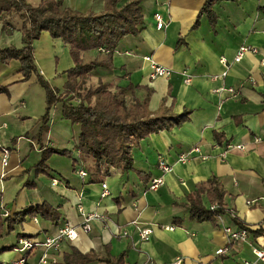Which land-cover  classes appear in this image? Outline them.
I'll return each instance as SVG.
<instances>
[{"label": "crops", "instance_id": "crops-1", "mask_svg": "<svg viewBox=\"0 0 264 264\" xmlns=\"http://www.w3.org/2000/svg\"><path fill=\"white\" fill-rule=\"evenodd\" d=\"M40 1L29 0L34 6ZM61 1L84 14L102 13L106 3ZM139 1L144 17L140 34L123 38L112 67L97 68L84 83L87 88L107 83L111 91L131 87L128 104L146 101L152 115L177 116V124L133 148L130 171L110 168L107 175H97L92 160L80 158V126L64 118L63 103L51 109L48 132L38 140L45 90L36 75L24 80L19 61H0V264H38L43 255L48 264H116L119 257L121 264H174L177 259L181 264H243L254 259L250 243L264 234L252 233L249 244L228 245L218 223L197 221L186 207L200 184L215 179L224 191L225 208L235 213V218L225 213V224L264 230V0L218 2L215 24L204 14L197 26L207 0ZM157 13L164 21L161 28ZM23 22L15 11L0 13V49L23 47ZM242 45L257 52L236 63ZM81 56L88 63L97 51ZM147 57L172 70L171 77L152 79ZM33 58L39 75L62 91L66 72L74 67L68 45L42 32L33 42ZM195 147L201 152H192ZM48 148L69 154H52L48 169L38 171L41 153ZM5 150L8 163L3 166ZM187 153L188 160L181 162L179 157ZM160 158L172 167L170 172L160 169ZM80 163L85 178L76 172ZM161 176L164 184L149 190L152 179ZM202 203L211 206L205 192ZM42 204L58 217L20 221V214ZM87 213L96 215L89 233L78 229L77 238L61 240L58 249L20 250L23 238L44 242L66 225L80 228ZM137 226L152 227L148 242L140 240ZM224 247L229 251L217 256ZM90 253L95 260L85 263L82 256Z\"/></svg>", "mask_w": 264, "mask_h": 264}, {"label": "trees", "instance_id": "trees-1", "mask_svg": "<svg viewBox=\"0 0 264 264\" xmlns=\"http://www.w3.org/2000/svg\"><path fill=\"white\" fill-rule=\"evenodd\" d=\"M235 0H207L196 22L206 15L211 24H215L213 7L218 2ZM122 0H106L104 12L79 13L63 7L61 0H41L38 6L29 0H0L2 11H15L24 20L22 48L0 49V61L8 63L19 61L24 80L36 75L39 85L46 93V110L41 118V126L36 138L42 140L48 132L51 109L63 103V116L73 124L80 126L77 150L82 160H92L97 175L108 174L110 168L124 172L133 169L132 150L151 134L169 129L179 122L177 116L152 115L146 101L135 100L128 104L126 94L131 87L109 90L107 83H101L94 89L83 90L90 73L97 68L112 67L111 59L120 42L126 36H138L143 23V11L139 0H130L121 5ZM42 32H48L54 39H62L68 45L74 67L69 69L67 81L60 91L39 75L34 64L33 42ZM97 51V57L86 63L83 51ZM103 55L105 57H103ZM76 103H73V102ZM52 154L68 155L65 150L44 149L36 168L48 169L47 160ZM27 186H33L27 183ZM215 179L200 184L198 189L188 196L187 210L191 218L197 221H212L217 224V216L225 213L224 191ZM207 193L215 209L204 206L202 194ZM27 216H40L45 220H54L56 210L47 204L36 205L20 214V221ZM238 225H242L235 220ZM255 236L264 234V230L252 231ZM84 262L95 260L94 254L82 256ZM122 257L116 258L121 264Z\"/></svg>", "mask_w": 264, "mask_h": 264}, {"label": "built area", "instance_id": "built-area-1", "mask_svg": "<svg viewBox=\"0 0 264 264\" xmlns=\"http://www.w3.org/2000/svg\"><path fill=\"white\" fill-rule=\"evenodd\" d=\"M155 20L157 21V27L161 28L162 25H164V21L163 18L160 14H156L155 15ZM257 49L254 47H249L246 45H242L239 50H238V54L235 58V62L239 63L243 56L247 53H256ZM150 63H151V68H152V72H151V78L155 79V78H170L172 75V70L160 66L158 65L156 62H154L150 57L146 58ZM222 62H225V59H222ZM184 75H186V73H184ZM225 75V73L223 74ZM188 76V75H186ZM186 82L189 81V77H187L185 79ZM228 91L230 93H233L235 91L234 88H229ZM238 148H242L241 146ZM192 152H201L199 147H195ZM191 153V152H190ZM190 153L187 154H183L179 157L181 162H186L188 160V156ZM2 163L3 166H6L8 163V151H3V159H2ZM159 167L160 169L163 171V173H168L172 170V167L163 159L160 158L159 159ZM77 174L81 177V178H85L87 176L86 171L84 170L82 164L80 163V167L77 168L76 170ZM53 184L56 185L57 181L54 180ZM164 184V179L163 176L161 177H157L152 179V181L150 182L149 185V190H156L158 187H160L161 185ZM103 188V193L102 196H105L107 193V185L103 184L102 185ZM210 209H215V205H211ZM82 211V209H80ZM225 213H229L231 217L235 218V213L231 210H227L225 209ZM224 214H220L217 216V223L220 226V228L222 229L226 239H227V244L228 245H234V244H244V243H250L249 239L251 237L252 234V230H250L248 227L246 226H233V225H226L225 224V219H224ZM85 219H84V223L81 225V227H74V226H70V225H66L65 227H63L62 229H60L58 231L57 236L53 237V238H47L44 242H35L31 239H21L19 242L20 245V250L23 252L26 251H31L32 249H34L37 246H43L46 249L49 248H55L58 249L59 247V242L63 239H67L69 241H74L77 236H78V229H81L84 233H89L92 230V222L93 220L96 218V215L94 213H87L86 215H84ZM135 224L137 223L136 221L134 222ZM174 227H170L169 230H173ZM137 233L140 237V240L143 242H148L153 234V229L152 227L146 226V227H138L137 226ZM127 234L125 233V236ZM251 246V251L254 255V259L253 260H244L243 264H264V235L258 237L257 242L254 243H250ZM229 251V249L227 247L224 248H219L216 251V255L220 256V255H224ZM23 261V260H22ZM22 261L16 264H22ZM49 260H48V256L47 255H43V257L40 259L38 264H48ZM182 260L181 259H177V261L174 264H181Z\"/></svg>", "mask_w": 264, "mask_h": 264}, {"label": "rangeland", "instance_id": "rangeland-1", "mask_svg": "<svg viewBox=\"0 0 264 264\" xmlns=\"http://www.w3.org/2000/svg\"><path fill=\"white\" fill-rule=\"evenodd\" d=\"M89 86V85H88ZM92 86V87H91ZM96 88L94 85H90L89 88H87V85L82 87L83 90H87V89H94Z\"/></svg>", "mask_w": 264, "mask_h": 264}]
</instances>
